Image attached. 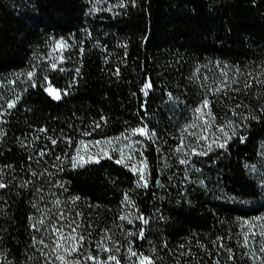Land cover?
I'll use <instances>...</instances> for the list:
<instances>
[{
    "label": "trees",
    "instance_id": "trees-1",
    "mask_svg": "<svg viewBox=\"0 0 264 264\" xmlns=\"http://www.w3.org/2000/svg\"><path fill=\"white\" fill-rule=\"evenodd\" d=\"M57 42L68 46L54 68L45 61ZM30 71L35 85L6 107L4 87ZM47 82L63 93L59 101ZM0 83V264H51L40 228L58 220L56 206L82 226L96 259L102 248L119 264L141 256L246 264L242 228L264 215L255 169L264 144V0H0ZM205 99L213 117L239 131L196 158L191 176L175 150ZM142 127L155 133L146 142L148 187L111 158L73 167L85 138ZM64 159L69 166L55 170Z\"/></svg>",
    "mask_w": 264,
    "mask_h": 264
},
{
    "label": "rangeland",
    "instance_id": "rangeland-1",
    "mask_svg": "<svg viewBox=\"0 0 264 264\" xmlns=\"http://www.w3.org/2000/svg\"><path fill=\"white\" fill-rule=\"evenodd\" d=\"M57 43L53 47H51L48 58L45 61L46 64L51 65V67H53L52 66L53 64H55L56 67H60L61 64L64 62L66 47L63 49H57L56 48ZM29 73H31L32 75L30 76ZM29 73L18 74L16 78L17 83H12L9 87H4V91L6 95L10 97L9 99H7L6 107H8L9 104L14 105V102L17 100L15 99V97L18 95V93L16 92L17 90L25 87L27 84L35 85L37 81L36 72L30 71ZM1 84L2 83H0V87L2 86ZM45 92L48 96H50L53 100L56 101H59L63 96V93L52 87L49 84V82H47ZM56 93L59 94L60 99L54 98V95ZM13 99L14 102L10 103ZM204 112L208 113L210 112V110L207 108L204 110ZM1 116L2 115H0V120H1ZM199 116H201V113H198L195 109L192 112V115H190L191 118H189L185 124L184 127L185 134L183 136L182 143L175 150L176 153L175 158L179 160V164L181 166H184L188 174L191 176L196 174V169L194 167L196 158L204 157L209 152L216 150L217 148H222L219 147L218 145L225 144V142L226 143L230 142L231 140L236 138V135H238V131H239V129L234 126H232L231 129L230 127H228L229 124L228 122H225L222 119L215 118L212 116V114L210 116L204 115L202 119H198ZM205 121H207L208 124H210L211 126L209 127L208 124H205ZM192 124H195L196 127H189V125ZM186 128L187 131H185ZM221 129H223V131H221ZM193 133H195V135H193ZM201 136H206L207 139L206 140L199 139V137ZM229 137L231 138L229 139ZM40 139H42V137H39L37 139L38 143H41ZM148 140H149V136L141 135L139 133L133 135V132H129L115 139L100 141L101 143L99 145H97L94 141H90L85 138L83 141L84 144L88 146L87 149L85 150L80 144L76 148L75 151L76 153L74 154L73 157H76L77 149H80L81 155L84 157L85 160H87L89 155H91V157L93 158V162H95L96 160L99 161L104 158H111L114 159V161L116 162L117 160L120 159L121 150H123L125 161L123 164L121 163L118 164L126 167L132 173H134L138 178L139 185L144 186V181L140 180L139 171L133 172L131 169L133 165H135L137 169H139L141 167L140 162L145 160L147 161L146 142ZM105 141H110L111 143H104ZM209 145L211 146L210 148ZM180 148H182V151H177V149ZM101 149H103L104 151L102 152ZM67 151L68 153H70L69 149H67ZM199 153H206V154H199ZM46 154H49L50 158L52 157V154H50L49 152ZM66 155L67 153L65 154V156ZM64 160L63 161L61 160L62 162L60 164L61 167H54V169L62 171L64 170L65 165L69 166V163H67L66 159ZM181 160H184L185 163H180ZM255 169L258 175L260 176V180L262 184L261 187L263 189L264 188V144H262L261 146L259 165ZM144 175L147 179V187H148L151 180L148 163ZM56 187H59V183L56 184ZM61 202H65V201H61ZM56 207L57 208L55 209L54 214L58 218V220L56 219L46 220L44 223H42V226L40 228V232H42L44 237L42 245L44 248V252H45L44 256L46 260H48L51 264H64V261H66L67 264H74V262L76 261H80V264H116V261L109 259L110 254L113 252L112 249H107L106 251L105 249L101 248L100 249L101 257L99 259H96L95 261H91V260L86 261L84 259L85 256H88L89 254H92L91 256H93V253H90L88 251L89 247H87L85 243L86 239L83 242H81L79 246V251H72V252L66 251V249L69 248L70 244L74 243L69 239L71 236H76L77 239L80 236H83L82 226L78 223L72 222V219L68 220V217L64 212H62V209L59 210L61 207L59 206ZM57 229L59 230V232L56 231ZM73 229H75V232H73ZM242 232H243V237H242L243 239L241 240L240 243H241V248L246 253L245 256L246 264H264V251H261V246L264 245V235H261V233H264V215L252 221L246 222L242 228ZM61 235H63L65 239L61 240L60 239ZM245 237H247V243H245ZM57 256H63L64 261L57 259ZM132 264H140V262L134 263L133 261Z\"/></svg>",
    "mask_w": 264,
    "mask_h": 264
},
{
    "label": "snow or ice",
    "instance_id": "snow-or-ice-1",
    "mask_svg": "<svg viewBox=\"0 0 264 264\" xmlns=\"http://www.w3.org/2000/svg\"><path fill=\"white\" fill-rule=\"evenodd\" d=\"M67 46H68V45L65 44L64 42H58L57 45H56V48H57V49H63V48H65V47H67ZM52 66H53L54 68L56 67L55 64H53ZM116 74H117V75L119 74V70H117V73H116ZM29 75L31 76L32 74L29 73ZM152 87H153V85H152L151 81H148V82H146V83L144 84V87H143L142 91L144 92V95H145V96L148 95V90L151 89ZM50 94H51V92H50ZM54 98H55V99H60L59 94L56 93V94L54 95ZM13 106H14L13 104H9V105H8L9 108H11V107H13ZM208 107H209V101H208L207 99H205V100L203 101V105H202L200 108H197V109H196V111H197L198 113H201V116H199L198 119H202L204 115H209V116L211 115L210 112H208V113H205V112H204V110L207 109ZM205 124H208V122L205 121ZM98 126H99V125H97V127H98ZM208 126L210 127L211 125L208 124ZM189 127H196V125H195V124H192V125H189ZM42 131H43V129H42ZM185 131H187V128L185 129ZM221 131H223V129H221ZM137 133H139V134H141V135H146V136H154V135H155L154 132H153V133H149L148 130H147V128H145V127L134 129V130H133V135H135V134H137ZM89 134H90V133H85V135H89ZM193 135H195V133H193ZM225 135H227V134H225ZM230 138H231V137H229V139H230ZM199 139H205V140H206L207 137H206V136H201V137H199ZM52 143L55 144L56 141L53 140ZM95 143H96L97 145H99L101 142H100V141H96ZM104 143H111V142H110V141H105ZM80 144L82 145V147H83L85 150L87 149L88 146L84 144V141H81ZM225 145H226V142H225V144H220V145H218V146H219V147H225ZM210 147H211V146L209 145V148H210ZM101 151L103 152L104 150L101 149ZM177 151H182V148L177 149ZM43 154H44V153L42 152L41 155H43ZM199 154H206V153H199ZM129 158H131V157H129ZM124 161H125V156H124L123 150H121V156H120V159L117 160L116 162H117V163H121V164H123ZM88 162H93V158L91 157V155H89L88 159L85 160L84 157L81 155V151H80V149H77V155H76V157H73V167H76L77 165L82 166L84 163H88ZM95 162H98V160H96ZM140 163H141V167H140L139 169H137V167H136L135 165H133V167H132L131 170H132L133 172H137V171H139L140 180L144 181V186L147 187V179H146V177H145V175H144V173H145V171H146V169H147V161H146V160H145V161H141ZM180 163H185V161H184V160H181ZM4 187H6V185H4L3 183H0V188H4ZM125 199L127 200L128 197L125 196ZM129 203H131V201H129ZM126 218H127V217H121V219H126ZM141 219H143V218L141 217ZM147 222H148V221L145 219V220H144V223L147 224ZM41 223H43V221H41ZM56 231L59 232L58 229H57ZM73 232H75V229H73ZM143 235H144V233H143V231H141V232L139 233V236H140L141 238H143ZM261 235H264V233H261ZM60 239L63 240V239H65V237H64L63 235H61V236H60ZM69 239H70L71 241H73L74 243H71L70 246H69V248L66 249V251L72 252V251H79V246H80L81 242H83V241L85 240V237H84V236H80V237L77 239L76 236H71ZM40 243H43V241L41 240ZM245 243H247V237H245ZM105 250L107 251V249H105ZM129 251H131V249H129ZM261 251H264V245L261 246ZM132 255L135 256V255H137V254H136L135 252H132ZM57 259H59V260H61V261H64V257H63V256H57ZM84 259H85L86 261H87V260L95 261V260H96V257H93V256L88 255V256H85ZM109 259L115 261V260H116V257H115V256H111V257H109ZM64 264H67V262L64 261ZM74 264H80V261H76V262H74ZM116 264H119V262L117 261ZM140 264H152V262L149 260L148 257L141 256V258H140Z\"/></svg>",
    "mask_w": 264,
    "mask_h": 264
}]
</instances>
